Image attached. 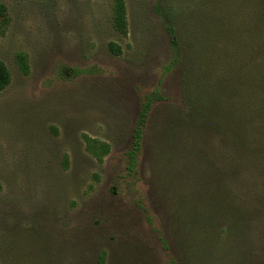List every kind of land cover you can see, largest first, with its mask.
<instances>
[{"label":"rangeland","instance_id":"obj_1","mask_svg":"<svg viewBox=\"0 0 264 264\" xmlns=\"http://www.w3.org/2000/svg\"><path fill=\"white\" fill-rule=\"evenodd\" d=\"M113 1L0 0L10 73L0 91V264H264V164L237 171L238 149L226 161V130L207 119L224 93H210L191 34L231 0H164L190 49L184 65L156 0H124L126 36L112 28ZM89 67L97 73L67 76ZM156 89L165 100L131 172L132 130ZM197 96L208 102L200 118ZM89 143L107 152L98 159Z\"/></svg>","mask_w":264,"mask_h":264},{"label":"trees","instance_id":"obj_2","mask_svg":"<svg viewBox=\"0 0 264 264\" xmlns=\"http://www.w3.org/2000/svg\"><path fill=\"white\" fill-rule=\"evenodd\" d=\"M231 2L232 5L229 7H212L205 24L193 28L191 34L195 39L197 59L201 63L204 75L207 73L208 76L210 93H217L219 96L224 93L220 96L224 105L217 101L219 115L213 117L209 112L210 118L207 119H210V123L217 128V131L226 130L227 151L230 152L226 151V161L229 154L233 155V149H238L240 152L241 156L230 157L235 159V167L240 171L241 168L249 165L256 168L259 164H264V0H231ZM153 12L166 32L174 62L184 65L190 49H187L188 45L182 44L173 16L165 6L164 0H156ZM1 13L0 6V15ZM111 21L114 31L122 36L127 35L128 20L124 0L113 1ZM108 49L116 56L122 52L121 46L113 41L109 42ZM250 54L254 57V61L248 59ZM257 54H261L262 57L256 58ZM231 59L236 61L240 68L242 67L240 70L244 75L246 74L244 80L235 79L234 76L228 77L230 74L228 65ZM245 61L250 62L245 63ZM96 73L95 67L76 68L70 69V72L68 70L67 76L77 77ZM9 83L10 73L0 59V91ZM163 100L165 97L156 89L146 94L141 102L132 130L131 146L126 154L127 167L131 172H134L137 166L149 113L156 102ZM189 101L191 102V99ZM212 101L216 102V99ZM193 103L197 111L199 110L200 118L204 114L202 109L208 106V102L206 100L199 102L197 96ZM223 108L225 113L230 114L229 120L223 117ZM86 140L90 139L86 137ZM88 149L95 157L101 159L107 152V145L93 146L89 143ZM213 172L211 170V173Z\"/></svg>","mask_w":264,"mask_h":264}]
</instances>
